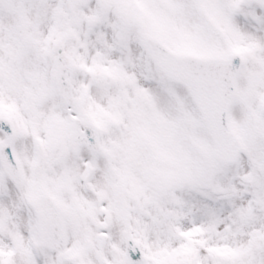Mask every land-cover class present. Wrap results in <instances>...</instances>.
I'll use <instances>...</instances> for the list:
<instances>
[{"label": "snow or ice", "instance_id": "obj_1", "mask_svg": "<svg viewBox=\"0 0 264 264\" xmlns=\"http://www.w3.org/2000/svg\"><path fill=\"white\" fill-rule=\"evenodd\" d=\"M0 264H264V0H0Z\"/></svg>", "mask_w": 264, "mask_h": 264}]
</instances>
